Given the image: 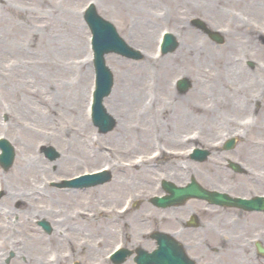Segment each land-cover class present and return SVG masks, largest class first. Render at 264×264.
I'll return each instance as SVG.
<instances>
[{
	"label": "rangeland",
	"instance_id": "obj_1",
	"mask_svg": "<svg viewBox=\"0 0 264 264\" xmlns=\"http://www.w3.org/2000/svg\"><path fill=\"white\" fill-rule=\"evenodd\" d=\"M2 1L4 3L0 2V29L2 35L6 34L10 39V45L3 46L4 49L0 52V136H5L9 139L13 144L15 154L11 166L5 171L0 169V174L4 179L9 178V182L16 186L18 179L15 173V163L20 153L30 155L34 151L47 164H44L46 167L43 169L40 178H30L27 181H22L26 185L25 192L27 199H29L27 204L31 203L32 206L25 215L27 219L25 224L28 227L22 228L20 225H17V227L15 225L16 216L8 213L7 217L13 223L12 229L17 230L12 238L21 241V243H26V235H28L31 243H33L35 241L33 239L34 236L42 235L43 238L39 240L41 252L37 253V255L39 257H52L57 262V255H62L64 246L57 244L58 241L56 239L63 238L59 233L63 230L64 237H68L70 234L71 242L68 241L66 243L64 241V244H68L67 251L70 249L72 257L69 256L66 259L61 257L60 262H57L58 264H72L73 261H78L79 264H113L105 259L104 255L109 250H112V246L116 242L115 231H112V240L109 238L108 241H105V244L103 242L99 243V245L92 244L97 251L94 250L95 252L91 256L87 254V244L81 246L78 243L79 237L83 239L82 236L84 234L89 237L94 235L86 231V227L94 225V222L92 223L87 219L89 210L97 211L94 218L106 217L109 219L111 217L109 212H106V216L96 209L97 204L91 200L92 195L96 193L94 192L95 190L90 191L88 190L90 188H85L88 192L82 194L75 203L62 207V204L56 202V200L60 199L62 189L50 186L48 181L51 182L61 177H70L84 171H92L107 162L112 166L111 179H113L117 172L121 173L122 171L121 167L116 166L115 168L113 166V161L120 162L123 159L122 157H128L134 152L148 151L151 148L150 146L138 145L136 143L138 142V137L135 136V132H141L148 136L152 134L154 142L156 139L159 140L158 135L161 130L158 125H155L158 119L155 112L160 110L165 102L166 110H164V113L161 112L162 116H159V121L165 124L163 120L167 119V115L175 114V118L172 116L168 119V125L171 122L173 124L172 132H168L169 130L166 129L164 133L168 135L172 133V137L174 138L175 135L174 139H176L167 141L165 144L169 147V150L182 146L183 144H178L177 142L180 138L179 136L183 132L187 133L195 126H202V124L192 122L187 127L189 120L183 123L178 121L176 124L179 119L176 118V114L179 111L178 101L182 97L189 95L196 85L203 86L204 83L199 79L202 78V75H200L202 69L210 68L211 73H214L215 69L221 68V63H208L205 60V54L221 52V54L235 56L240 59L236 63L238 68H245L252 74L259 75L263 73L257 68V64L264 60V0H149L152 3L151 6L146 4V1L141 2L140 0H69L68 11L51 9L49 0ZM89 1H93L97 10L115 24L117 30L127 42L140 48L143 52V57L138 60H128L114 53L106 55V62L114 76V85L109 96L115 91L117 72L120 71L135 78L133 79L135 82L132 85L135 93H137L136 104L138 110L144 106L150 107V104H153L149 111L142 110L143 114H133V116H129L126 119L129 126L125 132L121 133L126 136L122 140L115 138L117 120L116 125L106 134H98L89 119L88 100L90 99V91L93 85V69L88 41L89 30L82 18L83 8ZM190 4L193 6L192 9ZM2 5L6 6L3 8ZM70 10L73 12L72 15ZM196 17L204 20L210 29H219L224 36V42H213L204 34L205 31L195 26L192 20ZM15 20L19 22L27 20L31 24L30 27L36 31L33 36L36 44L27 42L26 33H24V41L20 39L22 34L16 31L15 26L12 27ZM239 21L244 23L245 28L239 26ZM250 24L256 27H251L252 30L247 29ZM162 30L173 31L178 38L176 39L179 41V46L174 52L161 56L156 55V44ZM41 36H43L41 41L47 48L37 47L39 41L37 42L36 40H39ZM248 38L252 40L250 41ZM75 40L80 43L77 45L79 49L71 46V41ZM53 45L54 48L52 49ZM43 48L44 51L42 52ZM109 57H112V61L109 60ZM248 61H252L253 66H250ZM53 63H55V66L58 63L62 64L57 67H49V64ZM59 67L60 69H58ZM181 74L188 76L192 81L191 87L184 93L178 92L174 87L175 78ZM164 86L168 88L165 92L170 91L172 94L170 99H165V101H163V94H161L164 92L162 90ZM118 89L120 92V88ZM76 91L78 92L77 94ZM124 95L125 92L122 97ZM109 96L104 99L105 106ZM74 97H77V99L74 100ZM199 101L202 100L199 99ZM250 103L254 105L256 102L252 101ZM203 109V107H197V109L185 108L181 114L185 116L190 112L196 118L200 113H204ZM237 109L233 112L229 110L227 114L225 112L213 115L207 113L205 116L211 122L212 129L209 128V130L216 137H221L222 134L224 135V133L226 134V132L231 130L239 135L243 134L244 136L239 139L236 146L238 149L244 150L247 149L248 140H253L260 136V138H264V133L259 134L257 137L251 120L248 123L247 120L246 122L239 120L243 115L249 118H251V115H247V112L243 113L242 110ZM260 109L261 107H256L258 112H260ZM256 110L254 108L253 111ZM31 113L35 114L39 120L32 118L30 116ZM3 115L6 116V119L3 118ZM47 117L51 119L54 117V119L50 120ZM231 118L235 119L233 122L235 128L228 122ZM146 119L148 122H145ZM135 124L140 128L134 129L133 125ZM176 127L178 128L176 129ZM141 128H146V130H141ZM28 132L40 133V135H37L32 140ZM78 132H81V147L86 149V151L84 150V152L80 153L82 154L80 155L81 157L74 155V141L78 137ZM83 134L89 138L88 142L90 144L84 143L85 135L82 136ZM245 141L247 142L244 143ZM47 144L53 145L59 151L60 155L58 158L50 160L44 156L41 151V145ZM93 145L95 148L99 145V148L103 150H94L92 148ZM86 154L91 155L87 157L85 156ZM214 154L210 155L209 164L221 157V154ZM186 160L188 159L180 155L179 152H176V154L167 152L149 164L128 166L125 172H122L130 178L123 184L124 188L120 197L113 200L121 199L126 193L130 195L132 202L136 200L132 206L130 205L129 211L122 215L123 231L126 233L127 239L138 242L147 248L153 245L149 238H140V235L137 234L139 231L141 233L145 232V228L159 226L157 221L158 214H156L157 208L148 202V198L153 194L159 193L160 179L163 177L171 178L172 172H174L173 166L178 168L182 166L184 168ZM256 161L260 162L258 159ZM59 162H61V165H59ZM167 162L169 165H166V167L162 166L163 163ZM261 163L264 162L261 161ZM141 167L149 169L150 174L139 177L141 181L137 182L139 179L133 177V174ZM249 169L250 167L247 170ZM111 179L102 185L109 184ZM243 180L248 179L235 176V188L238 186L248 187L249 184L242 182ZM208 181L209 184L215 183L212 177ZM22 183L18 184L21 185ZM34 183L35 185H33ZM228 184L233 183L229 182ZM5 186L9 187L6 184ZM98 186H101V184ZM36 187L39 189L38 194L33 193ZM94 187H91V189ZM4 191L9 192V189L5 188ZM20 192L18 190L19 195H21ZM89 193L93 194L89 195ZM1 198L2 201L10 199H7V196H2ZM131 201L130 204H132ZM15 202L16 199L12 203L9 201L13 207H15ZM21 204L24 205L19 198V205L21 206ZM146 206L149 209H145ZM75 207L77 209L80 207V212L77 211V215L73 219V222L77 225H63L60 217L75 213L74 210L72 211V208ZM5 213L6 211L1 210V224L8 223L6 222ZM15 214L22 215L19 211ZM77 217L78 220L76 219ZM41 218H45L51 223L52 231L50 234L45 233L37 224V221ZM161 220L165 223L163 218ZM78 221H81L82 224L79 225ZM71 227L75 228L71 229ZM218 229L222 231L221 226H218ZM226 230L230 236L228 224H226ZM8 232V230L1 232L0 246L5 243L4 236ZM95 233L104 240L103 235L98 230ZM81 234L83 235L81 236ZM208 234L212 238L219 236L218 233H213L212 231ZM234 239V242L230 243L229 249L226 248L222 252V260L215 258L218 263H239L237 257L240 255L239 249H241L240 244L242 241L237 237ZM60 241L62 242L63 240L60 239ZM210 241L211 243H208L209 246L216 243V239H211ZM76 248H78L77 252L75 251ZM21 250H23L21 254H19L20 250L17 252L18 260H12L11 264L23 262V258H20L19 255H26L27 245L23 248L21 247ZM218 251L205 250L207 254H216ZM205 252L194 249L192 254L199 258V255H202V253L204 255L206 254ZM29 257L31 260L34 258L32 249ZM102 259L105 263H100ZM199 259L202 260V257ZM32 261L37 264L36 261ZM210 262L211 264H216L214 260ZM30 264L33 263L31 262ZM122 264L130 263L126 261Z\"/></svg>",
	"mask_w": 264,
	"mask_h": 264
},
{
	"label": "bare ground",
	"instance_id": "obj_2",
	"mask_svg": "<svg viewBox=\"0 0 264 264\" xmlns=\"http://www.w3.org/2000/svg\"><path fill=\"white\" fill-rule=\"evenodd\" d=\"M142 1H146V4H148L149 6L152 5V3L149 0H140ZM0 2L3 4L4 2L2 0H0ZM0 3V4H1ZM49 7L51 9H62V10H66L68 11V5L70 4L69 0H56V1H52L49 0ZM3 8L6 5H2ZM190 8L192 9L193 6L190 4ZM71 11V10H70ZM72 11H71V15H72ZM17 19V18H16ZM25 22H19L17 20L13 21V26L12 27H16V31L20 32L22 34L20 39H25L24 33L27 34V42L29 44H36L35 42V38L33 37L35 34V30L34 28H31L29 24V22L27 20H24ZM239 26L245 28L244 23L239 21ZM255 28L254 26H252L251 24L248 25L247 29H251ZM1 28V26H0ZM5 28V27H3ZM256 31V30H255ZM43 38V36L40 37L39 40H36L38 42L37 47L41 46V47H45L47 48L44 44L43 41H41V39ZM251 38V37H250ZM248 38V40H252ZM71 40V39H70ZM49 41V40H47ZM41 43V45H40ZM71 46H73V48L79 49L77 47L78 43L77 40L75 41H71ZM252 43V42H251ZM8 44L10 45V39L8 38V36L6 34L2 35L1 29H0V52L4 49V47L8 46ZM4 46V47H3ZM253 46V45H252ZM251 46V47H252ZM54 48V45L52 47V49ZM71 49V48H70ZM44 51V48L42 50V52ZM163 55V54H162ZM161 55V56H162ZM104 59H106V56L104 57ZM97 60H99V58H97ZM109 60L112 61V57H109ZM205 60L209 63V62H216V63H221V68L215 69L213 72L211 73L210 68H206V69H202L200 75H202L201 82L204 83L203 86L204 88H202L201 86L196 85V87H194L190 94L182 97L181 100L178 101V106H179V111L176 114V118H179L176 122V124L178 123V121H181L179 123H183L187 120H191L192 121V116L193 113L190 114V112L188 114H186L185 116H182L181 112L184 111L185 108H189V109H197V107H203L204 109V113H201L198 117L201 120V122L203 123L204 127H203V133L204 135H208L210 133H212L210 129L211 128V122L207 119V117L205 115H207V113L209 115H213L215 113H223L225 112L226 114L230 111H236V109L238 107H242V108H238L237 110H242L243 113L247 112V115H251V114H256V118H252V120H254L253 123V130L256 132V134H261L264 133V60H262L259 64H257V68H259L263 73L262 74H252L250 73V71H248L245 68H238V66L236 65V63L240 60L239 58L235 57V56H230L227 54H224L221 52H209L207 54H205ZM62 63H58L55 66V63L53 64H49V67H57L60 66ZM54 69V68H53ZM60 69V67L58 68ZM61 69H63L61 67ZM117 83L114 86L115 91L113 92V94L111 96L108 97L107 99V103H106V108L109 112L113 113L114 116H116V120H117V126H116V130H115V138L117 140H122L123 137H126L124 135H122L121 133L125 132V130L127 129V127L129 126V124L126 122V119L129 116H133V114H143L141 111H149L150 108L153 107V104H150V107H146L144 106L143 108H141L140 110H138L137 108V104H136V98H137V93H135V89H133V85L135 80L134 76L129 75L127 73H123V72H117ZM163 80V78H162ZM138 82V81H137ZM125 83H127L125 85ZM165 87V86H164ZM162 87V90H164V92L168 89L167 87ZM120 88V92L119 89ZM123 88V90H121ZM125 92L124 97L123 94ZM161 93L163 94V101H165V99H170V95H172L170 93V91H167L165 93ZM78 92L76 91V94ZM115 93V94H114ZM75 94V95H76ZM78 97V95H76ZM77 97H74V100L77 99ZM123 98V99H122ZM199 99H201L202 101H199ZM255 101L256 103L254 105H251L250 102ZM166 104V102H165ZM165 104L161 107L160 110H156L155 114L157 115V124L160 127V133L158 135V139H156V141L154 142L152 139V134L150 136L142 134L141 132H135V136L138 137V142H136L138 145H145V146H156L155 148L152 149H157L156 153H160L159 155L161 156L162 154L165 153H170V154H174L175 151L174 150H169L166 147L165 142L167 141H173L176 140L175 135L174 138L172 137V133L171 135L165 134L164 130H169L168 132H172L173 129V124L172 122L170 123V125H168V119L171 118L172 116L175 118V114L171 113L169 115H167V119H164L163 121H165L162 123V121H159V116H162V113H164V110H166ZM248 104V105H247ZM148 105V104H145ZM213 105V106H212ZM261 107V109L259 110L260 112H258L256 110V107ZM255 108L256 111H253ZM30 111V110H29ZM162 112V113H161ZM29 113V112H28ZM147 114V112H146ZM30 116H32V118H35L36 120H39L37 116H35V114L31 113ZM48 119L52 120L54 119V117L51 119L49 117H47ZM182 118H184L182 120ZM259 118V119H257ZM235 119L231 118L230 120H228L229 123H231L230 125H233ZM244 121L249 120L248 118L242 119ZM159 121V122H158ZM260 121V122H259ZM145 122H148V120L146 119ZM256 122V124H255ZM80 124V123H79ZM167 127H165V126ZM234 126V125H233ZM134 129H139L140 127L135 124L133 125ZM170 127V128H168ZM178 127H176L177 129ZM235 128V127H234ZM146 130V128H141V130ZM29 133V132H28ZM31 136V139L34 140L35 137L37 135H40V133H29ZM78 137H76L77 139H75L74 143H75V152L74 155L80 156L82 154H80L81 152H84V150L86 151V149L82 148L80 144V137H81V132H78ZM85 134H83L82 136H84ZM150 137V138H149ZM89 138L84 137V143H87L88 145V140ZM34 142V141H33ZM32 142V143H33ZM180 142H182V140H180ZM31 143V144H32ZM119 143V142H117ZM251 145L248 147L251 149V151L248 154H251L252 151L258 155L263 154L264 155V151H263V146H264V139H255V140H251L250 141ZM90 144V143H89ZM120 144V143H119ZM136 144V145H137ZM84 145V144H83ZM135 145V146H136ZM86 146V145H85ZM134 146V147H135ZM89 147V146H88ZM100 147V146H99ZM136 148V147H135ZM89 150V149H88ZM99 150V149H98ZM97 150V151H98ZM134 150V149H133ZM100 151H102L100 149ZM260 151L262 153H260ZM32 152V151H31ZM90 152V151H89ZM30 153V152H29ZM102 153V152H101ZM135 153V152H134ZM139 153V152H136ZM145 153V152H143ZM91 154H86L85 156L89 157ZM134 156L135 155H131L128 159V161H125L124 163H120V162H114L113 161V166L116 168V166L121 167L122 170L123 168L127 169L128 166H130L132 163H142V160L139 161H134ZM81 157V156H80ZM144 162H150L149 160H144ZM61 162H59V165ZM44 164H46V162L42 159L41 156L36 155V153L33 151L32 154L27 155V154H22L20 153L17 156V160L15 163V173H16V178L18 179V183H22V181L27 179L29 180L30 178L32 179H36V178H40L42 175V171L43 169L46 167ZM47 165V164H46ZM58 165V166H59ZM166 165H169V163H163L162 166L166 167ZM110 169H112V166L110 167ZM150 170L147 169L146 167H141L138 169V171H136L133 174V177H136V179H140L139 177L142 176H148L150 174L149 172ZM199 175V169L197 170ZM121 171L117 172L115 174V176L113 177V179H111L109 184L106 185H101L99 187H94V188H90L88 190H95L94 192L95 195H92L91 200L93 202H95V204H97L96 209H98V211L100 213H103L104 215L107 216L106 212H109V214H111V217L108 219L106 217H97L94 218L95 213L97 212L96 210H90L89 213H87V219L90 220L94 225L88 227L91 230L94 231H99L102 235H103V239L104 242L111 237L112 235V231H115V235L118 234L120 232L121 226L123 224V219H122V215L125 214V212H127L129 210V208L125 209V211L121 210V206L124 203L123 197H121V199H116L113 200L115 198L120 197V194L122 192L123 184H125V182H127V179H129L130 177L126 176L125 174H123ZM219 173V172H216ZM215 173V174H216ZM221 175H224L222 173H220ZM177 175L179 177H181L183 175V178L185 177L183 172L180 170H177ZM176 175V177H178ZM8 179V180H7ZM7 179H2L4 186L5 184L9 187H6L9 189V192L7 193V198L9 199V201L13 202L14 199L19 200L20 198V202L22 201L23 204H21V206L19 205V202H15V209H13L12 207H10L9 211L13 213L14 211H19L22 215H17V225H20L22 228L24 227H28L25 222L27 221L26 219V212L31 208L32 204L29 203L27 204V194H26V185L25 183L20 184H16L13 185L11 184L9 181V178ZM31 179V180H32ZM133 179V178H132ZM131 179V180H132ZM139 182L141 180H138ZM35 185V183L33 184ZM18 190L21 191V195L18 194ZM88 191L86 190H69V191H62L60 194V199L56 200V202L58 204H62V207H66L68 206L70 203L72 202H76L78 198H80L82 196V194L86 193ZM34 194H38L39 193V189L38 187H36V189L33 190ZM93 193H89V195H91ZM30 195V194H29ZM28 195V196H29ZM33 197V196H32ZM38 199V198H36ZM39 200V199H38ZM55 201V200H54ZM91 202V201H90ZM93 202H91L93 204ZM17 204V205H16ZM20 206V207H19ZM23 206V207H22ZM53 207V206H52ZM94 209V208H93ZM77 211L80 212V207L76 210L75 213L72 214H67L64 215L62 220H63V224L64 225H69V226H73V225H77L75 222H73V219L76 217L77 215ZM105 211V212H103ZM115 213V214H114ZM167 212H165L166 214ZM78 220V217L76 218ZM79 222V221H78ZM86 223V222H85ZM81 221L79 222V225H81ZM9 224H1L0 223V231H3V229H6V227H8ZM10 225H12V222H10ZM75 227H71V229H73ZM27 237V241L26 244H24V246L27 245V252L26 255H19L20 258H23V262H21L20 264H30L31 262L33 264H35V262H33L32 260L36 261L37 264H58L57 262H55L52 258H47L46 256H42L39 257L37 255V253L41 252V244L39 243V240H41L43 238L42 235H36L33 237V239L35 240L33 243H31V239H29L28 235H26ZM64 239L67 240H71L70 238H68L67 236L64 237ZM57 240V239H56ZM34 246V248H33ZM89 248V252L94 253L95 251V247L94 246H88ZM31 249L33 250V256L34 258L31 260V258L29 257L30 251ZM95 250V251H94ZM23 251V250H21ZM21 251L19 252V254H21ZM29 251V252H28ZM34 251H35V255H34ZM29 253V254H28ZM59 260V258H58ZM100 263H105L104 260H100Z\"/></svg>",
	"mask_w": 264,
	"mask_h": 264
},
{
	"label": "flooded vegetation",
	"instance_id": "obj_3",
	"mask_svg": "<svg viewBox=\"0 0 264 264\" xmlns=\"http://www.w3.org/2000/svg\"><path fill=\"white\" fill-rule=\"evenodd\" d=\"M208 140V136L204 135L202 136L201 143H204ZM239 158L238 161H240L243 165V169H247L250 167L251 168H261V164H258L253 161V158L251 157V154L245 153V154H238ZM242 169V170H243ZM199 173L197 172V175L202 178L207 180V169L205 167L199 168ZM246 182L249 184L248 187H237V192L239 194H250V191L253 189H259V190H264V182L256 179V178H247ZM188 208L191 211H198L203 215H206L209 219L207 220L208 224L211 225V231L213 233H218L217 237V249L219 250L218 253L214 255H209L205 252V250L210 249L211 247L209 246V242L206 241L205 231H198L197 229H191L189 227L183 226L182 223L183 221L181 218L178 216L176 213L174 215L173 221H171V225L168 228L169 231L177 238L179 239L185 246V249L187 253L192 256L193 258L196 259V261L199 264H211V260H214L216 264L218 263L216 259L222 260V252L226 250V243H227V238L225 233L227 232L226 230V224L231 222V226H228L229 231L233 232L231 234L234 237H237L243 243H245L241 247V252L243 253V258L245 259V264H259L258 261V256L254 253L251 252L250 246H249V241L250 240H255L258 237L260 241L264 244V213H258L254 218H252L249 213L244 212L242 210H238L237 213H231L226 211L225 209L222 208H213L212 213L206 211V207L204 205H201L198 202H192L189 204ZM233 220L231 221V219ZM222 224V225H221ZM218 226H221L220 231L218 229ZM235 232V233H234ZM203 235V236H202ZM207 246V247H205ZM205 250H204V249ZM196 249L200 252H205L206 254L199 255V258L202 257V260L199 259L196 255L192 254V251ZM207 256H209V260L207 259ZM224 264V263H222Z\"/></svg>",
	"mask_w": 264,
	"mask_h": 264
},
{
	"label": "water",
	"instance_id": "obj_4",
	"mask_svg": "<svg viewBox=\"0 0 264 264\" xmlns=\"http://www.w3.org/2000/svg\"><path fill=\"white\" fill-rule=\"evenodd\" d=\"M85 18L87 20V23L91 27L92 31L95 33V43H96V53L97 58H99V55L101 56L103 52L107 50H115L122 54L128 55V56H138L135 52H133L131 49L128 48L123 42L122 39L116 34L114 28L110 23L107 21L101 19L98 15H96L94 9H88L85 13ZM200 26H203V23L201 21H197ZM213 37L216 40H220L219 37L216 35H213ZM175 47V43L171 36H168L166 38V44H165V50L167 49H173ZM97 64L99 69H97V87L95 92V107H94V115H93V121L95 124L99 125L100 130L105 131L110 129L115 121L113 118L108 116L104 111L103 106L100 104L101 98L103 95L107 94L110 90L112 81H111V75L109 73H105L103 62H101L100 58L97 60ZM102 69V71H101ZM181 86L185 89L187 87V80L182 81ZM4 145V152L0 154V159L8 166L11 162L13 152L11 150V147L7 145V143L3 142ZM103 179H97L94 181H90L87 184H92L95 182L102 181ZM173 191V188H171ZM187 190V187H180V191L182 195H185V191ZM202 194V193H201ZM120 260H117V262H120ZM145 264H154L153 260L146 261Z\"/></svg>",
	"mask_w": 264,
	"mask_h": 264
}]
</instances>
